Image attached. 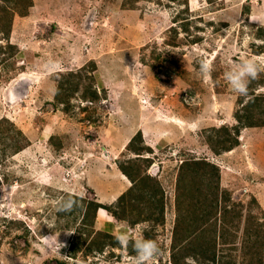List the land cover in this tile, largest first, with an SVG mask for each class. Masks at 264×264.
Returning a JSON list of instances; mask_svg holds the SVG:
<instances>
[{
    "label": "rangeland",
    "instance_id": "obj_1",
    "mask_svg": "<svg viewBox=\"0 0 264 264\" xmlns=\"http://www.w3.org/2000/svg\"><path fill=\"white\" fill-rule=\"evenodd\" d=\"M30 1L11 2L6 22L0 3V264H128L135 253L111 238L101 240L102 252L83 255L99 230L155 240L160 252L150 264H172L176 202L183 218L204 209L212 226L224 227L230 264H264V126L235 134L249 93L264 99V42L256 38L264 0ZM246 59L260 71L240 96L224 73ZM201 60L211 61V80L199 73ZM48 62L56 66L46 71ZM82 68L94 78V100L82 98L86 77L73 93L59 88ZM184 94L197 103H182ZM191 161L218 169L215 215L211 168ZM144 177L162 187L163 222L131 225L126 214L137 213L132 198ZM61 197L77 201L72 212L57 211ZM82 200L103 208L92 213ZM53 234L63 247L41 241ZM72 240L81 247L75 256Z\"/></svg>",
    "mask_w": 264,
    "mask_h": 264
},
{
    "label": "trees",
    "instance_id": "obj_2",
    "mask_svg": "<svg viewBox=\"0 0 264 264\" xmlns=\"http://www.w3.org/2000/svg\"><path fill=\"white\" fill-rule=\"evenodd\" d=\"M12 2L14 6H17V0H0V3L5 4L6 7H3V14L5 22L10 20V15L15 12L12 9H10L8 6ZM135 3L134 0H124V4L132 5ZM31 1L27 0V5L30 6ZM23 14V13H20ZM5 27L8 28L7 24H5ZM258 32L256 34V38L264 42V28H258ZM264 48V45L261 46V50ZM93 64V63H91ZM93 68L94 65H92ZM85 68H82L81 70L77 71L76 73L69 72L66 75H64V79L61 82L59 88H62V90L69 91V93H73L77 91L79 88L82 79H85V77L89 80V83L84 87V91H82V98L83 99H96L97 98V92L93 88L92 80L94 78H91L92 76L88 77L86 74H84ZM86 73V72H85ZM251 97L245 102V104H242L239 108V113H236L235 120L237 122V125L235 127V134L237 135L239 133L240 128H251V127H259L264 126V106L261 107V102L264 99H261V95H254L253 92L249 93ZM242 99H240L241 102ZM64 102V101H63ZM65 103V102H64ZM257 108L259 109V112L253 113L252 109ZM137 139H140V134L137 133L131 141L128 143L127 148L129 149L134 141ZM236 143L234 142L231 147L228 148L230 150ZM134 152H136V149H133ZM194 163L192 167H203L207 166L211 169L208 171V185H211L213 182V188L216 189L215 194L210 199V208H216L219 203L221 202V199H219L218 195V169L216 167L209 166L207 164L199 163L196 161H191ZM183 164V163H182ZM120 170L126 174L127 176L130 175V173L127 171V169L123 166H119ZM201 177V176H199ZM151 181V182H149ZM144 184V191H141L139 194H134V197L132 198L130 195L129 197L134 199L132 202L138 203L137 205L142 206V208L137 207V213H130L126 214V212L122 214L116 213L118 218H124L123 216L126 214L129 217L125 218L128 219V222L133 225L140 221H156V222H163V210H164V202H163V192L162 187L159 184L158 181H155V183L148 179L147 177H144L140 179V184ZM180 176L176 180V187H180ZM140 189V186H137ZM134 184L131 186L130 190H133ZM129 192V191H128ZM127 192V193H128ZM131 192V191H130ZM126 198H128L127 194H122L119 197V201L122 203ZM79 199V198H77ZM83 201V200H82ZM86 203L85 201H83ZM222 202L226 204L227 200L223 199ZM87 210H92V213H95L97 208H103L100 205H97L93 202H87L86 203ZM145 206V208L143 207ZM120 206V203L118 204V207ZM121 208V206L119 207ZM176 208H177V215L175 217V224L173 227V233H172V240H171V262L172 264H188L187 258L193 257L196 259L197 264H230V260L232 258H228V255H225V251L227 250L226 242L228 241V237L224 227H221V230L216 229V227L211 225L213 218L207 221L208 219L205 218L206 211L202 209L199 213H195L191 220L189 221L186 217H182L180 211L179 203L176 202ZM86 212V210H85ZM123 213V211H122ZM222 215H226V213H229V208L227 206L222 207V212H220ZM214 215L217 214V208L215 209ZM85 215V213H84ZM215 218V217H214ZM187 220L189 221L187 223ZM186 221V223H184ZM224 221V220H223ZM81 226L83 228H88L89 225H92L90 222L87 221L86 216L81 220L80 222ZM75 231L78 233L80 232L79 229H75ZM87 234L91 233V230H88L86 232ZM255 233V231L253 232ZM105 230H99L98 232L94 233V239H91V241L86 245L85 249L82 250L83 255L88 254L89 252L96 250L99 252H102L103 248L106 246L101 242V240L109 239L113 240V243L110 245L113 247H120L116 243V237H112L109 235ZM257 235V233H256ZM90 236V235H88ZM74 239V238H72ZM254 241L252 244H255ZM94 245V248L92 247ZM68 250L70 254L73 256L76 255L77 252L81 250L80 245L75 242L71 241L68 246ZM130 254L133 252L131 245L129 246L127 250ZM253 261L250 263L252 264ZM235 264V263H234Z\"/></svg>",
    "mask_w": 264,
    "mask_h": 264
},
{
    "label": "clouds",
    "instance_id": "obj_3",
    "mask_svg": "<svg viewBox=\"0 0 264 264\" xmlns=\"http://www.w3.org/2000/svg\"><path fill=\"white\" fill-rule=\"evenodd\" d=\"M55 62H48L45 64V70H51L55 67ZM212 63L211 61L201 60L199 62V73L205 80H211L212 78ZM259 67L257 63L252 59H246L241 62H234L233 67L224 73V78L232 88L233 92L240 96H247L248 84L251 80H254L259 75ZM189 98H186L185 102H188ZM182 101V98H181ZM183 103V102H182ZM77 206V201L71 197L65 199L61 197L57 205V211L62 213H70ZM58 235H52L51 237L42 238L41 241L47 244L50 240L53 244L59 248L63 247L57 243ZM116 243L121 246L125 252H127L131 245L134 255L127 257L128 264H150L151 261L159 255V245L155 240L138 238L135 241L131 240V237L127 233H121L116 238ZM188 264H197V261L193 257L187 258Z\"/></svg>",
    "mask_w": 264,
    "mask_h": 264
},
{
    "label": "built area",
    "instance_id": "obj_4",
    "mask_svg": "<svg viewBox=\"0 0 264 264\" xmlns=\"http://www.w3.org/2000/svg\"><path fill=\"white\" fill-rule=\"evenodd\" d=\"M181 98H182V102L185 103L186 105H195V102L197 103L196 97H192V96H188V95L184 94V95H182ZM186 98H189L188 102H185Z\"/></svg>",
    "mask_w": 264,
    "mask_h": 264
}]
</instances>
